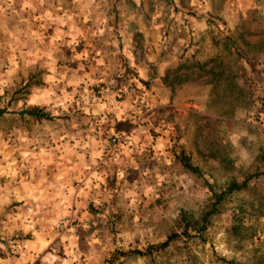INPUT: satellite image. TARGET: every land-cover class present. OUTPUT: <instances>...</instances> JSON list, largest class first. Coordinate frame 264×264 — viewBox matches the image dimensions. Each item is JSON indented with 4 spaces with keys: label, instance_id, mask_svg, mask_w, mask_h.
<instances>
[{
    "label": "rangeland",
    "instance_id": "rangeland-1",
    "mask_svg": "<svg viewBox=\"0 0 264 264\" xmlns=\"http://www.w3.org/2000/svg\"><path fill=\"white\" fill-rule=\"evenodd\" d=\"M0 110V264H264V175L180 222L264 162V0H0Z\"/></svg>",
    "mask_w": 264,
    "mask_h": 264
},
{
    "label": "trees",
    "instance_id": "trees-1",
    "mask_svg": "<svg viewBox=\"0 0 264 264\" xmlns=\"http://www.w3.org/2000/svg\"><path fill=\"white\" fill-rule=\"evenodd\" d=\"M2 110H0V113ZM22 114L28 115L35 120L40 119H50L51 115L45 111L43 108L38 106H28L21 111ZM181 164L186 168H189L191 171L200 174L199 168L192 164L190 161V157L188 154L183 151L180 152L178 156ZM264 175V162L249 169L244 173L241 179H229L226 185L218 190H214L211 188L208 182H205L207 186L210 188V195L208 196V200L204 209L200 213L198 218H189L185 212H182L180 217V222L182 223V234L189 235L188 231H197L199 237L203 235L205 230L208 227V223L210 217L218 212L219 206L221 203L234 192L240 191L245 188L248 182L252 179L258 178ZM179 237V234L175 231L170 232L165 240L157 243V244H149L143 250L134 249L131 253L138 255H152L155 252H160L161 250L167 249L172 245V243Z\"/></svg>",
    "mask_w": 264,
    "mask_h": 264
}]
</instances>
